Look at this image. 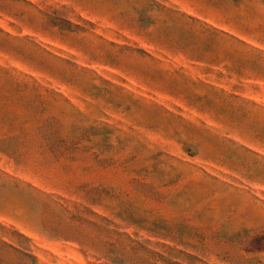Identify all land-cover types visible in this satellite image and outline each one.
<instances>
[{
	"label": "rangeland",
	"instance_id": "1",
	"mask_svg": "<svg viewBox=\"0 0 264 264\" xmlns=\"http://www.w3.org/2000/svg\"><path fill=\"white\" fill-rule=\"evenodd\" d=\"M0 264H264V0H0Z\"/></svg>",
	"mask_w": 264,
	"mask_h": 264
},
{
	"label": "trees",
	"instance_id": "2",
	"mask_svg": "<svg viewBox=\"0 0 264 264\" xmlns=\"http://www.w3.org/2000/svg\"><path fill=\"white\" fill-rule=\"evenodd\" d=\"M17 237H18V239H25V241H28V240H26V238H24L23 236H21V235H17ZM6 245V244H5ZM18 247H19V245H17ZM10 247V246H9ZM11 248H13V247H11ZM13 250L14 251H16V252H19L18 251V249H16V248H13ZM24 251H27L26 249H24Z\"/></svg>",
	"mask_w": 264,
	"mask_h": 264
}]
</instances>
